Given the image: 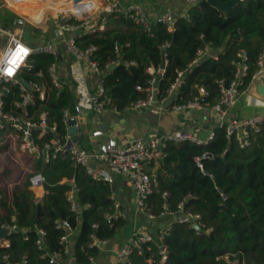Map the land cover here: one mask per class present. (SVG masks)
<instances>
[{
  "label": "trees",
  "instance_id": "16d2710c",
  "mask_svg": "<svg viewBox=\"0 0 264 264\" xmlns=\"http://www.w3.org/2000/svg\"><path fill=\"white\" fill-rule=\"evenodd\" d=\"M23 1L15 0L17 4ZM117 13H109L108 20H113ZM8 14L0 21L12 25L17 15ZM76 40L82 48L96 45L95 58L102 66L116 61L104 76V85L112 105L121 111L136 99L148 96L146 89L154 77L148 68L161 67L164 54L167 66L157 84L156 98L168 96L178 71L186 70L171 95L172 102L185 104L194 100L203 86L207 90L203 104L210 108L220 98L219 81L230 83L234 79L232 62L241 49L248 52L250 64L245 87L251 83L257 59L264 53V0H242L229 13L208 0H197L189 5L185 15L177 16L171 31L163 23L148 31L120 14L113 25L84 30ZM206 45L214 47L212 52L189 68L198 50ZM55 60L50 53L34 54L30 59L34 67L24 70L22 75L38 80L46 89V100H38L32 111L48 110L51 123H57L64 133L63 113L66 108L74 112L77 93L66 77L61 86L53 84L48 68ZM58 61L63 62L62 58ZM39 72L43 75L38 76ZM18 97L19 88L10 85L7 110L16 111L13 101ZM214 130L216 135L207 144L190 140L168 143L164 161L150 170L154 189L145 211L155 216L176 212L184 201L185 212L201 215L198 227L172 222L163 242L167 259L163 260L161 253L164 247L152 242L142 254L137 249L132 252L133 264H264V125L260 132L251 131V144L245 148L234 138H227L224 128L215 126ZM11 131L15 130H0V136ZM204 153L208 156L202 157ZM198 157H202L203 168L198 165ZM34 159L25 186L14 184L10 195L0 186V225L13 223V217L18 225V230L9 236L10 247L0 245V264H9L3 257L5 252L11 254L12 264L24 257L27 264H50L48 253L64 249L60 239L65 229L57 227L58 220H69L75 229L79 228L78 234L71 237V250L77 264H88L91 256L99 254L93 241L113 238L127 223L123 217L107 216L116 212L112 184L93 179L70 158L57 157L49 163ZM36 173L46 177L41 200L35 197L30 181ZM71 190L78 211L71 208ZM39 229L46 231L42 249L37 244Z\"/></svg>",
  "mask_w": 264,
  "mask_h": 264
},
{
  "label": "built area",
  "instance_id": "2783aa9c",
  "mask_svg": "<svg viewBox=\"0 0 264 264\" xmlns=\"http://www.w3.org/2000/svg\"><path fill=\"white\" fill-rule=\"evenodd\" d=\"M43 9L40 8L37 18H43V11L48 10L56 12L55 17L50 21L49 26L45 30H41L31 21L17 14V18L12 25H5L0 21V130L8 127L13 128L19 134L20 148L29 155L43 159L45 163L51 162L57 157L70 158L74 164L84 167L87 173L97 181H113V174L125 176L127 182L133 186L137 193V207L139 210H146V202L153 192V179L150 174L151 169H156L162 159L167 156L166 148L170 142H183L186 140L193 141L197 144H207L211 141L216 132L213 129L207 138H200L193 132L183 130L180 132L160 130L151 137L137 136L126 144H120L118 140L108 135L107 139L92 149H86L79 144L78 139H74V135L70 132V119L76 120V128L78 133L81 131V121L87 110H91L97 114H102L108 110L113 112H121L116 106L112 105V97L104 85V76L108 69H111L116 61L102 66L101 62L95 58L97 51L96 45H90L82 48L77 43V35L75 31L85 29L84 20L90 21V16L98 15L102 7H106V2H116L119 4L117 14H123L135 23L142 25L148 31L157 23H163L171 31L175 27L177 17L170 11L162 12L155 17L150 16L144 5L140 3H125L122 0H38ZM188 3H194L197 0H186ZM42 11V12H41ZM116 14V15H117ZM73 20H78L75 23ZM26 22L44 34L53 33L51 38H42V43L36 47H31L23 41L25 36L24 26ZM55 24V25H54ZM96 30V28H93ZM63 47L75 58V62L71 67V76L76 83L77 100L74 112L66 108L63 113V120L66 125V131H60L57 123H51V117L48 110H40L33 112L32 108L37 105V101H45L47 97L45 87L36 79L26 78L22 75L24 70L32 69L34 65L30 59L34 54L50 53L55 55L56 60L52 62L48 68L49 75L55 86H61L62 77L60 75L59 57L60 51L58 44ZM214 47L206 45L200 48L196 57L189 64V68L197 64L201 59L210 54ZM116 53L120 57L119 45L116 44ZM132 64L135 62L132 61ZM235 66V77L230 83L224 80L219 81V100L211 107V111L216 116V126L225 129L227 138H234L238 141L242 148L251 144V131L260 132L264 125V115H254L245 119L237 117H229L228 113L238 101L240 94L249 85L246 86V77L249 74L250 64L249 55L245 49L238 52V56L233 60ZM165 67L161 65L157 70L149 67L148 71L154 75L150 81V86L146 89L149 94L146 98H138L128 105L125 110H141L157 105L160 110L188 111L202 110L206 108L203 104L204 97L207 94L205 87H199V95L185 104H176L172 102L171 95L177 89L182 81L185 71L179 70L176 81L171 85L169 95L158 100L157 84L164 75ZM96 73L99 75L95 85L89 84L87 75ZM38 76L43 73L39 72ZM264 75V53L260 54L257 59V69L252 75L251 83L261 80ZM24 77L30 84L29 88L21 81ZM17 86L19 88V97L13 101L16 111L6 109V95L9 86ZM138 89H142L138 86ZM171 103H167V101ZM77 133V135H78ZM102 130H96L93 135L100 136ZM79 138V137H78ZM208 156L204 153L202 157ZM202 157H198V165L203 168L201 163ZM95 162H100L103 168L97 169ZM33 188H41L46 182V177L42 173H36L30 178ZM114 198V196H113ZM68 199L71 202V208L74 211L79 210L78 202L75 198L74 190L68 193ZM120 204L115 203L116 212L113 215H107L109 219L113 216L121 217L119 211ZM179 211L182 212L177 219L180 223H189L195 226L199 223L201 215L199 213L185 212L184 201L179 204ZM155 217L154 214H149ZM16 218L13 217V223H5L0 228H7V236L0 235V245L8 248L11 245L9 236L12 232L18 230L15 223ZM57 227L64 228L65 233L61 236L60 242L64 246L63 251H54L48 253L50 264H66L63 254L68 255L71 249V236L75 232V228L69 220H58ZM171 225L159 232V238L162 240L161 247H164V239L169 234ZM40 238L37 240L39 248L44 247L43 239L46 235L44 229H39ZM105 241V240H104ZM103 241L94 240L92 246H99ZM152 242H156L154 234L148 230H136L129 242L118 254V264H133L130 256L134 250H138L140 254L144 252V247ZM163 260L167 259L166 248L161 251ZM4 259L9 262L11 254L5 252ZM95 257L91 256L90 261L94 262ZM28 259H24L14 264H27Z\"/></svg>",
  "mask_w": 264,
  "mask_h": 264
},
{
  "label": "crops",
  "instance_id": "0c3cea01",
  "mask_svg": "<svg viewBox=\"0 0 264 264\" xmlns=\"http://www.w3.org/2000/svg\"><path fill=\"white\" fill-rule=\"evenodd\" d=\"M124 2L140 3L132 0H125ZM21 3L16 4L20 6ZM190 4L192 3H188L186 0H148L144 4V7L149 15L153 17L168 10L177 17L179 15H185ZM98 17L99 14L94 19ZM101 28L104 29L105 27H98V29ZM92 31L94 30L92 29ZM52 35L53 33L48 38H51ZM58 47L60 51L59 59L62 58L63 61L61 63L59 62L60 75L63 80H65V77L68 78L76 89V83L71 76V67L75 62V58L61 43L58 44ZM98 78L99 75L96 73L87 75V80L91 85H95ZM259 82L264 84V75L261 80L250 83L244 89L237 103L230 108L228 113L229 117L245 119L254 115H264V94L258 91L257 84ZM167 103L169 104L171 101L169 100ZM82 120H87L91 126V129L83 130L81 125V131L78 133L79 144L86 149L97 147L107 139L108 135L114 136L120 144H126L139 135L151 137L160 130L174 132L187 130L193 132L200 138H207L216 126V116L207 107L202 110L173 111L160 110L155 105L138 111L123 110L121 112H113L108 110L102 114L87 110ZM96 130H102L103 134L100 136L93 135V132ZM83 141H86V143ZM95 165L97 169L103 168L100 162H95ZM110 183L113 186L112 198L114 196L115 203L118 202L120 204L119 211L122 214L121 217L125 218L127 223L113 238L100 243L98 246L99 254L94 256V262L90 261L88 264H118V254L129 242L136 230L150 231L154 234L156 242L162 245L159 232L165 230V228L170 226L172 222L177 221L178 217L182 215L181 211H166L155 217H150L146 211L139 210L137 207L136 190L127 182L125 176L113 174V181ZM33 190L38 200H41L46 191L44 186L41 188H33ZM78 232L79 228L75 229L73 235H77ZM73 241L71 239V247H73ZM63 259L66 264H77L71 249L69 254Z\"/></svg>",
  "mask_w": 264,
  "mask_h": 264
},
{
  "label": "rangeland",
  "instance_id": "374dc122",
  "mask_svg": "<svg viewBox=\"0 0 264 264\" xmlns=\"http://www.w3.org/2000/svg\"><path fill=\"white\" fill-rule=\"evenodd\" d=\"M122 1L124 2L125 0ZM132 1H138L144 5L148 0ZM1 9H5L7 12H1ZM9 12L19 15V6L16 3L9 7L0 4V19L8 17ZM118 16L119 14H117L111 21L102 22V20H99L100 17H98L93 20L90 19V21L86 18L84 22L86 26L92 25L93 28L96 29H98V27L104 28L113 25L116 17ZM50 21L51 20L48 19L44 22L35 23V26L41 30H45L48 28ZM24 31L26 37L23 39V41L31 47H36L41 44L42 38H48L51 36L50 33L43 35L42 33L37 32V30L29 22H26ZM81 125L83 130L91 129V126L87 120H82ZM83 142L86 143V141ZM34 160L35 159L33 156L21 150L19 134L17 132L11 131L10 133L0 136V186H4L6 188L7 194H11L14 184H18L21 187L25 186L27 176L31 172L32 163ZM231 264H236V262Z\"/></svg>",
  "mask_w": 264,
  "mask_h": 264
},
{
  "label": "bare ground",
  "instance_id": "6f19581e",
  "mask_svg": "<svg viewBox=\"0 0 264 264\" xmlns=\"http://www.w3.org/2000/svg\"><path fill=\"white\" fill-rule=\"evenodd\" d=\"M15 0H0V4L9 7L13 5ZM42 8V4L38 0H26L21 3L19 6V15L22 16L23 18L31 21L32 23H40L47 21L48 19L52 20L53 17H55L56 12L48 11V10H42L41 12L43 13V18H37V14L40 11L39 9ZM119 10V4L116 2H106V7H102L99 14V20H102V22L109 21L108 20V14L112 12H118ZM91 20L94 19V16H90Z\"/></svg>",
  "mask_w": 264,
  "mask_h": 264
},
{
  "label": "water",
  "instance_id": "95a60500",
  "mask_svg": "<svg viewBox=\"0 0 264 264\" xmlns=\"http://www.w3.org/2000/svg\"><path fill=\"white\" fill-rule=\"evenodd\" d=\"M212 5L218 7L219 9L223 10L226 13H229L230 9L232 8V6L236 5L237 3H239L242 0H228V1H219V0H208ZM93 29L92 25H87L85 29H78L75 31V34L77 36L81 35L84 30L86 31H91ZM165 54L163 55V62H162V66L165 67ZM115 67V65H113L111 67V69H113ZM21 81L26 84L29 88H31V84L24 78L21 77L20 78ZM257 88L259 93L264 94V84L262 82H259L257 84ZM76 124V120L75 119H70L69 120V125H71V129L70 132L74 135V139H78V129L75 126ZM162 161H164V159H162ZM195 227H198V224L195 225ZM8 234V229L7 228H0V235L2 236H7ZM73 246V245H72Z\"/></svg>",
  "mask_w": 264,
  "mask_h": 264
}]
</instances>
